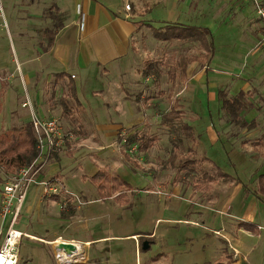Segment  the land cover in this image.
I'll return each instance as SVG.
<instances>
[{"label":"rangeland","instance_id":"rangeland-1","mask_svg":"<svg viewBox=\"0 0 264 264\" xmlns=\"http://www.w3.org/2000/svg\"><path fill=\"white\" fill-rule=\"evenodd\" d=\"M130 1L135 6L140 3L139 0ZM238 1L241 4V0H161L160 3L149 0L150 5H146L149 10L139 19H150L154 32L161 26L172 24L170 21L210 28L215 49L210 76L218 77L227 88L225 92L238 95L256 86L259 80L261 84L258 85L264 88V36L252 32L260 25L259 16L251 2L242 0L244 4L237 8ZM126 2L121 0L123 5ZM0 5L4 15L0 17L2 132L32 122L33 114L42 117L40 109L35 106L34 96L44 88L47 69L36 61L22 65V58L17 54L19 41L26 43L25 54L29 58H34L39 50L38 38L30 27L39 20L30 16L37 14V11L30 12V0H0ZM251 21L255 25L250 26ZM20 29L25 31L22 37L17 32ZM154 32L146 28L144 33H138L137 59L130 56L117 64V70L128 67L132 70L135 62L142 69L147 57L165 62L161 63L164 73L158 80L151 77L145 86L140 83L131 88L128 86L135 114L145 118L142 122L123 125L116 133L110 130L116 105L111 102L107 86L117 77L114 66L107 73L102 69L94 73V88L99 89L98 93L85 91L81 94L88 113L74 110L68 114L62 109L64 119L61 117L59 122L67 136L72 133L73 138L61 151L42 160L39 176L57 174L60 177L68 192L75 196L74 212L67 204L62 205L65 201L63 194L59 195V200L54 196L52 199L43 198V187L32 185L14 225L23 233L18 246V264L82 261L84 247L79 242L75 244L80 247L73 250L70 245H65L63 255L59 253L58 258L56 245L50 240L59 237L78 240L82 244L89 241L84 246H88L86 251L91 257L84 264H212L223 246V237L216 231L229 234L230 229L238 230L237 224L241 220L261 225L260 231L256 232L260 235L246 237L242 264H264V196L256 192L258 177L264 173V156L253 151V141L260 133L257 127L242 128L233 122L224 123L225 114L220 101H208L206 87L192 84L194 90L189 91L188 102L199 116L193 120L195 129L203 133L211 124L219 134L213 143L204 140L201 150L234 178L232 182H216L213 194L195 191L190 173L187 170L180 173L171 165L175 161L180 163L188 155V147L185 145L181 148L182 153L168 159L172 151V133L160 122L155 104L161 110H168L173 104L171 96L176 88L186 85L181 76L176 84L168 77V67L173 59L198 53L201 48L198 44H191L187 49L186 45L175 40L158 39ZM28 99L33 101V108L29 104L23 105ZM251 99L256 101L258 96L252 93ZM246 100L249 107H246L245 116L249 119L255 117L260 123L264 121V110L251 108L249 99ZM69 103L73 104L71 100ZM182 106L184 120H189L192 113L187 104ZM77 119H83L84 124L77 125L80 121ZM233 130L235 134H231ZM142 133L157 137L147 152H140L135 143L130 148L124 144L128 136ZM104 166L110 175L129 182L136 194L128 191L119 195L120 198L99 199L91 176ZM10 220L11 216L6 227ZM145 241L149 242L148 249H143ZM71 250L74 253L69 256Z\"/></svg>","mask_w":264,"mask_h":264},{"label":"crops","instance_id":"crops-1","mask_svg":"<svg viewBox=\"0 0 264 264\" xmlns=\"http://www.w3.org/2000/svg\"><path fill=\"white\" fill-rule=\"evenodd\" d=\"M127 1L128 2H126L123 5L121 3V0H30V6L32 7V10L30 12L32 13L34 11H37V14L35 15L31 14L30 16L35 21L39 20L38 22H34L33 25H30V27H33V30L38 38L37 44L39 45V50H37V54L35 55L34 58H29L25 54L26 43L24 41H19L17 54H20L22 58L23 61L21 63L22 65H26L27 63H31L32 61H36L44 65V67L47 69L46 71L45 68H42L43 71H46L47 73L46 81L43 86L44 88L37 91V93L34 96L35 106H37V108L40 109L42 119L57 118L58 120H60L61 117L64 119L62 113V109H63L62 100H67L69 104V108H71V111L81 110L82 112H87L88 108L85 107L81 94L84 93L85 91H92L98 93L99 89L94 88V82H93L94 73L99 69H102L104 70V72L107 73L112 66H114V68L116 69L117 77L115 78V81L111 85L107 86V91H109V93L111 94V98H110L111 102L113 103V105H116L115 109H113L114 116L113 117L111 116L112 124L110 125V130L112 129L116 133L119 127L123 125H132L135 123V121L139 123L145 119L144 117L142 116L140 117L135 114L136 113L135 107L133 106L132 103L133 97L132 95L128 94L129 90L127 89H130L131 86H136L137 83L143 84L145 86V83L151 77H156V76L155 75H151L149 77L145 76L143 74L145 66L142 69L138 68L136 66V62L133 65L132 70L130 67H128L127 69L120 68L119 70H117V64L119 61L123 59H127L130 56L136 58V55L139 52L136 46L137 34L144 33V30H146V28L151 29L154 32L155 28L153 27L154 24L150 22V19L147 20L148 22L146 21V19L145 20L139 19V17H141L144 14V12L149 10V6H146V5H150L149 0H139L140 3L137 6H135L134 3L133 5H131L130 0ZM245 1L248 2L249 0H245ZM157 2L160 3L161 0H157ZM239 2L240 1L236 2L235 7L241 8V6L244 4L242 0H241V4H239ZM127 5H130V9L127 8ZM81 12L85 13L84 28L81 27ZM235 15H237V13H235ZM170 23L186 25L180 22L170 21ZM253 23L254 22L251 21L250 26H252ZM200 27H204V26H200ZM261 27L262 25L260 22V25H257L255 30L252 32H254L255 34L257 33L262 34ZM208 29L211 31L210 28ZM48 30L53 32L50 36L48 35L47 32ZM17 32H19L21 37L25 34V31L22 29H20ZM154 35L156 36L155 32ZM161 40H165V39H161ZM211 41L213 42L212 31H211ZM179 43L186 45L187 49L190 48L191 44L194 45L198 44L200 45L201 49L198 53H188L184 55L191 57L195 56V58L190 62L186 63L183 66V68L176 67L174 76L171 79L169 77V75L171 74L169 72L170 66L171 65L176 66V62L181 58H183L184 56L175 57L173 59V63L170 64L168 67V77L172 80L173 84H176L178 81V77L181 76L182 80L183 79L186 80L185 82L186 85L182 88L180 87L176 88L173 95L171 96V98L173 99V104L168 110L167 109L161 110L159 107H157L158 105L157 103L155 104V109L159 111L157 113L158 116L161 117L160 122L163 125H166L164 124L163 113L169 111L172 107H175L178 110L183 111L182 115L184 119L185 112H184V107L182 105L187 104V108L189 111H191L192 116H190L189 120H185V121L189 122L195 131V135L197 136L196 148L198 149L199 155L206 156L203 154L204 152H202L201 150V145H203V141L205 140L207 143L209 142V140H211L213 143L217 140L218 138L217 135L219 134L218 131L215 130L214 125L211 124L207 126V128L205 129V131H203V133H198V131L194 127L193 120H196L199 116L196 111L192 110L189 107L188 99L190 95L188 93L189 91L194 90V86L191 87L192 84L194 85L198 84L201 86L204 85L207 89L208 101L211 100L216 102L219 100L220 101V102L218 101L219 104L222 105L221 91L224 89L226 90L227 88L223 86L222 82H220L217 76H210L209 69H211L210 65L213 60V54L210 58L209 51L207 48L208 46L207 47L202 46L199 42L179 41ZM150 59L159 61L160 63L159 67H161L162 69L161 63L163 61L161 59H156L154 57L151 58L147 57L144 59V63L146 64V61ZM162 64H165V62H163ZM130 74H132L131 77H129ZM54 75H55V79L52 80ZM158 79L159 78L156 77V80ZM70 80H73L76 84V88H77L76 100H73L68 96V83ZM258 83L261 84V81L260 80L257 81L255 83L256 86H252V88H249L245 93L247 94V97L250 96V98L247 99H249L248 103H250L251 108L255 107L256 109H258L261 107V109L264 110V88H261L258 85ZM87 85H89V87H87ZM128 86L130 88H128ZM85 89H89V90H85ZM252 93L258 96V99L256 101H253L251 99ZM226 94L231 97L237 96L234 94L230 95L228 92H226ZM28 96L29 94L27 95V97ZM136 98L139 99L140 96H137ZM70 100L73 102L72 105H70L69 103ZM149 100L150 99H147V101ZM258 100H260V103H258ZM26 103H28L31 106V108H33L34 106L33 101L28 99L26 102L23 103V105H25ZM246 109L243 111V114H244V119L247 122V125L244 126L239 124L237 125H239V127L242 128L257 127V131L258 133H260V136L256 137L253 141V151H258L260 154L264 156V121L260 123V121H258L255 117H251L249 119L248 117L245 116ZM223 111L225 114V117L223 118V122L227 124L229 122H232L224 109ZM57 112L58 114H56ZM71 116L73 117V115ZM88 117H90L89 114ZM73 119H75V117ZM77 120H80L77 122V125L82 126L84 124L83 119H77ZM233 132L231 134H235V132L234 133ZM237 133H240V131L238 130ZM68 135L69 136H67V140L65 144L70 138H73L72 133H68ZM137 136H142V137L147 136L149 138L148 149L146 151H140L142 153L147 152L151 147H153L157 140L156 136H150L145 133L137 134ZM173 138L176 139L175 135L174 136L171 135L170 141L172 144V151L168 159H170L176 153L175 151L176 147L172 142ZM259 141H262V145H260ZM127 153L128 152H125V155ZM170 163L171 161L169 162V164ZM171 165L174 166L177 170L179 169L178 172L180 173L183 172L182 169L180 168V163L178 161H175V163ZM206 167L211 168V164L207 163ZM55 176H57L58 179L60 178L57 174L55 175L50 174V175H41L39 179H47ZM221 180L232 182L234 181V178L231 177H229L228 179L219 178L218 181ZM215 183L213 184V188ZM212 191L213 189L210 192L211 194H213ZM256 192H257V188H256ZM257 194L260 195L259 193ZM212 197L215 196L212 195ZM46 198L52 199V197H46ZM73 199L75 201V198ZM241 221H246V220H241ZM241 221H239L237 224L238 230L230 229L229 234H224L220 230L216 231L217 234H220L223 237L222 239L223 246L219 251L218 258L223 254V250L227 249L229 252L231 251L234 252L235 261L233 262V264H242V259H241V257L243 256L242 248L247 247L246 237H253L255 235L257 236L260 235V233L255 234L245 229L244 227H241L240 226ZM246 222L254 223L258 225L259 228H261V225H259L256 222L253 221H246ZM35 238L42 239L40 237H35ZM50 241L55 245L60 241L74 242V243L79 242L81 245H83L84 251L83 254L81 255L82 261L72 262V264H82V263L84 264L91 257V254H89V252L86 251L88 246H84L87 245L89 241H85L84 244H82L78 240H74V239L68 240L61 237L55 239V241L54 240H50ZM137 246H138V242H136V248ZM136 250L138 251V248ZM61 254L63 255L62 250L60 251V255ZM57 256L59 258V254ZM63 264H71V263H63Z\"/></svg>","mask_w":264,"mask_h":264},{"label":"trees","instance_id":"trees-1","mask_svg":"<svg viewBox=\"0 0 264 264\" xmlns=\"http://www.w3.org/2000/svg\"><path fill=\"white\" fill-rule=\"evenodd\" d=\"M160 28V30H158ZM155 32L160 39L168 41H182V42H199L202 46L208 48L209 56L211 58L214 52L213 42L211 41V31L206 27L188 26L182 24H166L159 27ZM163 28H166L164 31ZM50 36L53 32L48 30ZM195 56H184L176 62V66L171 65L169 77L172 79L176 67H182L193 60ZM159 61L150 59L146 61L143 74L147 77L155 75L160 78L163 70L159 67ZM68 96L73 100L77 99V88L73 80L68 83ZM222 107L230 117L231 121L239 125H247L244 119L243 111L247 106V94L241 92L236 97H229L224 90L221 91ZM63 111L68 114L71 113V108L67 100H62ZM183 111L172 107L169 111L163 113L164 124L170 129L172 135L176 139H172L176 147V155H179L181 148L188 147V155L183 157L180 162L182 171L187 170L193 178L194 190L198 192H211L213 184L219 178L228 179L230 176L225 173L213 160L206 156H200L197 146V136L192 125L183 119ZM149 138L147 136H129L125 145L130 148L134 143L137 145L139 151H146L148 149ZM262 145V141H259ZM39 143L34 132V127L31 121L20 126H12L0 132V197L4 183L7 181V175L15 174L20 168L31 164L39 155ZM57 153V152H56ZM54 153L53 155H55ZM126 156L130 158L129 153ZM174 156V155H173ZM172 158V157H171ZM211 164V168H207L206 164ZM57 177V176H55ZM92 180L96 185L99 199L109 200L113 198H120L119 195L131 191L136 194L132 185L126 180L117 176L110 175L107 166L101 167L92 176ZM63 188H66L61 182ZM257 193L264 196V173L260 174L257 182ZM63 199L67 201V205L71 212H74L73 195L64 193ZM60 196H55L59 200ZM240 226L257 234L260 230L258 225L246 221H241ZM234 252H229L227 249L223 250V254L212 264H233Z\"/></svg>","mask_w":264,"mask_h":264},{"label":"built area","instance_id":"built-area-1","mask_svg":"<svg viewBox=\"0 0 264 264\" xmlns=\"http://www.w3.org/2000/svg\"><path fill=\"white\" fill-rule=\"evenodd\" d=\"M255 8L262 25V34L264 36V0H249ZM130 9V5H127ZM3 9L0 5V17H3ZM85 13L81 12V27L84 28ZM25 105H28L26 103ZM32 124L39 143V155L29 165L20 168L17 173L11 175L3 185L1 191L0 206V264H18L19 254L18 246L23 238V233L15 229L22 207L32 185L43 187V198L55 197L64 193H69L63 188L58 177L39 179L42 169V160L49 157L55 151H61L67 140V134L64 132L59 120L42 119L33 114ZM135 150V147H132ZM43 164V163H42ZM73 197H75L73 195ZM64 201L62 205H66ZM11 216V220L6 227V222Z\"/></svg>","mask_w":264,"mask_h":264},{"label":"water","instance_id":"water-1","mask_svg":"<svg viewBox=\"0 0 264 264\" xmlns=\"http://www.w3.org/2000/svg\"><path fill=\"white\" fill-rule=\"evenodd\" d=\"M65 245H71V244H70V242L57 243L56 244V249H57L58 254L65 247ZM71 246H73V245H71ZM148 247H149V242L148 241H145L144 244H143V249H148ZM72 250L68 253L69 256H71L74 253V251H72Z\"/></svg>","mask_w":264,"mask_h":264},{"label":"bare ground","instance_id":"bare-ground-1","mask_svg":"<svg viewBox=\"0 0 264 264\" xmlns=\"http://www.w3.org/2000/svg\"><path fill=\"white\" fill-rule=\"evenodd\" d=\"M70 244L73 245V246L70 245L72 249H76L80 247L79 244H75V243H70Z\"/></svg>","mask_w":264,"mask_h":264}]
</instances>
